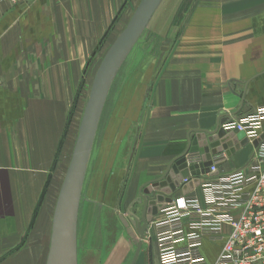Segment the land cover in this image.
<instances>
[{
	"label": "crops",
	"instance_id": "1",
	"mask_svg": "<svg viewBox=\"0 0 264 264\" xmlns=\"http://www.w3.org/2000/svg\"><path fill=\"white\" fill-rule=\"evenodd\" d=\"M140 1L0 3V264H46L56 200L98 65L90 68ZM144 33V52L131 49L123 63L133 65L114 77L75 264H158L152 223L161 212L140 246L121 220L138 203L140 186L184 152L191 130L264 105V0H161ZM254 150L249 140L218 174L243 168ZM126 157V167L114 165ZM221 248L222 241L203 240L208 264Z\"/></svg>",
	"mask_w": 264,
	"mask_h": 264
},
{
	"label": "built area",
	"instance_id": "2",
	"mask_svg": "<svg viewBox=\"0 0 264 264\" xmlns=\"http://www.w3.org/2000/svg\"><path fill=\"white\" fill-rule=\"evenodd\" d=\"M263 120L261 105L250 114L226 121L222 128L244 132L248 140H254L261 135ZM253 157L256 163L219 175L218 168L228 156L218 152L211 155L207 172L182 179L180 186L195 177L201 180L199 193L172 197L159 211L162 216L153 221L158 264H208L201 252L204 239L222 241L215 264H264V137ZM184 159L188 167L203 163L199 151L186 152Z\"/></svg>",
	"mask_w": 264,
	"mask_h": 264
},
{
	"label": "water",
	"instance_id": "3",
	"mask_svg": "<svg viewBox=\"0 0 264 264\" xmlns=\"http://www.w3.org/2000/svg\"><path fill=\"white\" fill-rule=\"evenodd\" d=\"M160 1L141 0L139 2L125 28L107 49L95 71L71 158L56 200L46 264L76 263L75 236L80 191L100 116L118 69L146 28ZM229 120L232 119L221 118L210 130H191L187 135L188 144L184 152L174 157L159 177L140 186L138 203L134 207L131 206L134 210H127V219L121 216L129 238L135 240L138 246L141 245L153 217L171 201L174 191L182 189L183 195L188 194L198 187L201 181L195 177L186 185L180 186L183 178L190 175L199 176L207 172L212 154L224 151L229 158L240 146L249 141L244 132L225 131L222 128V124ZM263 137L264 134H261L259 138L252 140L254 152L258 149ZM188 151H199L203 155V163L188 167L184 159ZM254 152L247 164L252 160ZM133 227L135 233L132 231Z\"/></svg>",
	"mask_w": 264,
	"mask_h": 264
},
{
	"label": "rangeland",
	"instance_id": "4",
	"mask_svg": "<svg viewBox=\"0 0 264 264\" xmlns=\"http://www.w3.org/2000/svg\"><path fill=\"white\" fill-rule=\"evenodd\" d=\"M191 3H192V0H191ZM146 29V28H145ZM146 32V31H145ZM145 34L144 33V30L143 32L141 33L140 37L138 38L137 42L134 44V46L131 48V52L130 54H134L135 50H137V48H139V50L137 52H139L140 54H142L144 52V49H145V43L144 42V38H145ZM158 41V38L154 37V39L152 40V43H155ZM149 49V48H148ZM137 52L135 54H137ZM105 53V52H104ZM104 53H102L97 61H95V63L93 64V66H91L90 70L92 71L93 68L95 67V65H99ZM134 54V55H135ZM130 56V55H129ZM128 56V57H129ZM97 58V57H96ZM133 64H132V61L130 60H126L123 65H121L120 69H125L127 70L128 67H131ZM90 71V73H91ZM122 71L119 72V74L121 73ZM94 73H95V70L92 72L93 76H94ZM118 74V75H119ZM93 76L89 77L88 78V81L90 83L89 85V90H90V86H91V82H92V79H93ZM119 78L120 77H117L116 79H114L113 81V84L111 85L110 89H109V92H108V95H107V98H106V101H105V106H104V109H103V113L101 114L100 116V120L99 121V124H98V127H97V131H96V134H95V138H94V141H93V145H92V148H91V152H90V156H89V160H88V164H87V169L85 171V174H84V179H83V184H82V187H81V191H80V199H79V205H78V211H77V223H76V228L78 227V225L80 224V215L81 213H84L85 212V207H86V199H87V184L89 182V179H90V173L92 171V167L94 165V162H95V156L97 154V151L99 150L100 148V145L102 143V135H103V131H104V126H105V118L107 115H109V112L111 111V107H112V104H113V100L114 98L116 97V94H117V88L116 86H118V81H119ZM124 127V125H123ZM137 126H131V130H130V134L132 136H134V133H136L137 131ZM136 136V135H135ZM131 137V136H130ZM114 147V145H113ZM126 150V151H125ZM130 152V148H129V151L126 147V149H124V153L123 155L125 156L126 153ZM132 152V151H131ZM127 154V155H128ZM130 157V155H129ZM118 158V157H117ZM128 157H126L124 160L122 161H118V162H114V165L117 166V167H120L121 165L122 166H125L128 164L127 163V159ZM119 165V166H118ZM100 182H101V179H100ZM79 234H78V228L76 229V236H75V239H76V249H78L80 247V242H79Z\"/></svg>",
	"mask_w": 264,
	"mask_h": 264
}]
</instances>
